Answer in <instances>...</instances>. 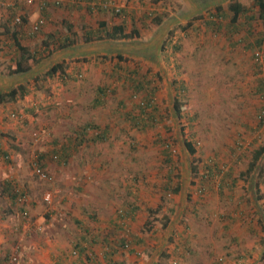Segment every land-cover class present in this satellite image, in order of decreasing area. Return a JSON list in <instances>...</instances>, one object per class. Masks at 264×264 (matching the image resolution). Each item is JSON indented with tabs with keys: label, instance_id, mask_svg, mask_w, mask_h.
Returning a JSON list of instances; mask_svg holds the SVG:
<instances>
[{
	"label": "rangeland",
	"instance_id": "374dc122",
	"mask_svg": "<svg viewBox=\"0 0 264 264\" xmlns=\"http://www.w3.org/2000/svg\"><path fill=\"white\" fill-rule=\"evenodd\" d=\"M86 1H81L78 9L71 10L69 5H49L43 12L40 0L29 5L23 0H0V90L20 81L29 83L27 94L18 97L12 108L10 106L14 113H8L2 120L4 125L7 124L4 129L7 135L1 138L0 144L8 151L6 159L9 161L3 163L4 155L0 152V166L4 168L0 173V224L6 226L10 236L0 234V252L3 247H8L9 257L12 260L13 256L17 257L13 264H31L32 255L38 249L34 237L51 243L53 238L48 233L53 226L63 233L71 234L72 231L71 236L79 232L72 230V217L64 216L61 211L67 204L99 198V202L108 204L113 214L115 208L119 212L123 207L126 184H129L130 189L136 191L137 198L133 199L134 195L128 198L137 202V206L123 229L129 236L138 234L144 246H138L142 257L129 251L127 254H132L134 260L120 257L119 263L125 264L126 260L130 264H174V261L176 264H204L192 259L189 263L188 254L186 259L177 257L179 260L170 259L168 255L176 243L191 235L193 224L202 240H226L227 232L221 235L210 226L226 221L230 216L227 221L234 224L232 235L248 230L254 241L247 244L250 251L244 250L242 257H237V253L226 254L223 264H264V233L261 232L264 228L253 230L254 233L249 231V223L256 218L250 198L256 208L264 207V153L259 168L251 172V181L257 182V187H252L248 176H239V173H247L253 153L264 146V122L260 123L258 116L264 111V92L258 90L260 84L264 85V42L260 48L249 47V42L254 44L255 36L261 34L264 37V23L257 17L254 0H112L120 7L119 13H112L109 9L88 12ZM94 1L97 4L102 2ZM234 2L248 9L245 14L241 13L237 21L239 29L236 30L229 26L232 16L229 5ZM217 5H221L219 17L215 15ZM10 7L16 10L11 21ZM248 15L254 18L247 19ZM20 16L26 19L20 33L21 43L39 48L44 57L33 65L31 72L12 76L9 69L15 63V48L12 37L4 31L5 24L18 26L15 19H21ZM40 17L44 18L45 24L28 34ZM156 17H160V23ZM210 20L222 23L221 27L218 28L217 23L208 25ZM100 21H106L109 26L121 23L126 32L136 29L139 35L130 39L84 43L87 26L97 27ZM65 22L70 23L76 36L72 37L73 45L61 48L59 39L68 32ZM169 36L173 39L170 46L178 43L180 47L174 54H168L172 47L162 54L160 47ZM45 41L49 42V50L44 49ZM100 52L140 55L142 58L138 57V60L143 72L151 68L160 74V78H150V85H157L158 107L173 123L169 133L164 123L139 134L136 130L125 133L123 124L127 120L121 117V113L126 114L147 90H134L133 82L123 84L121 77H111L107 61L95 64L94 58ZM255 53L259 56L256 60ZM84 57L91 61H83ZM61 61L66 64L64 70L68 69L73 77L66 79L59 73L46 74L51 65ZM78 69L81 71L79 75ZM36 74H43L44 80L33 82ZM103 81L115 87V94L103 96L102 103L91 105L96 97L95 88ZM173 98L182 106L181 121L187 127L183 132L177 127L175 121L178 120L172 113L168 114ZM91 120L102 126H111L106 139L84 144L67 164L44 159L48 162L44 168L48 173L46 178L35 173L33 161L37 160V154L48 152L52 141L66 142L65 136L72 128ZM190 125L192 127H188ZM9 131L18 136L16 142L9 136ZM133 135H138L143 142L135 150H130V136ZM169 136L172 137L169 139L172 146L168 152L180 173L181 187L177 191H159L170 167L163 163ZM185 137L193 143V154L186 151ZM78 159L85 161V168L79 173L76 172ZM100 163L106 164L103 168L109 169L111 174L107 173L111 176L93 178L88 175L87 172L96 169ZM216 164L221 172L216 171ZM193 165L197 166V175L192 172ZM208 165L212 166L211 170H207ZM131 172L135 174V180L126 178ZM6 180H11L18 190L26 191L28 202L22 205L27 211L25 216L11 205L8 195L3 194L1 186ZM48 191L52 196L47 201L44 194ZM160 195L165 198L161 199ZM257 195L259 199L255 200ZM158 204L160 208L151 215L149 211ZM149 218L153 219V231L143 232V222ZM166 220L168 226L163 225ZM18 224L20 227L15 229ZM68 239L66 243L70 242ZM204 245L210 248L207 247V251L200 249L201 255L207 253L210 258L220 254V259L223 258L221 254L226 250L219 253L208 243ZM75 250H69L72 259L78 256ZM240 250L236 245L234 252ZM96 259L94 256L89 262L94 264ZM208 261L213 264L210 259ZM85 263L89 264L86 260Z\"/></svg>",
	"mask_w": 264,
	"mask_h": 264
},
{
	"label": "trees",
	"instance_id": "16d2710c",
	"mask_svg": "<svg viewBox=\"0 0 264 264\" xmlns=\"http://www.w3.org/2000/svg\"><path fill=\"white\" fill-rule=\"evenodd\" d=\"M83 1H86V0H83ZM93 1L94 0L86 1L88 2L86 4V7L88 9L87 11L88 12H91L93 10L102 11V8L101 6L97 4V1H94V2ZM89 3H93L95 6H92ZM254 4L257 6L258 19H260L264 23V0H254ZM49 5L60 6V7H65V5H69L71 10L80 8V3H77V2H62V3L56 4L54 2L47 1L45 2V6H42V8H40L41 11L45 12V10L49 7ZM229 9L232 12L229 26L233 27L235 30L239 29V25L237 24V21H239L241 13L245 14V12L248 9L246 10L244 6H242L239 2H234L230 4ZM220 10H221V5H217L215 9L216 11L215 15L217 17L221 16V14L219 13ZM15 11H16L15 8L10 7L9 21H11L15 17V14H16ZM20 17H21V23H19L18 26L14 24L12 25V23H9L8 25L5 24V31H4V32H10V36L12 37V44L15 48L14 49L15 50L14 52L15 63L14 65L10 66V69H9V73L12 76L14 75L18 76L20 74H26L28 72H31L33 70V65L41 61L44 57L43 54H40L39 48L36 49V48H33L32 46L24 45L23 43H21L20 33L24 29V24L26 23V19L24 16L23 17L20 16ZM160 17H156V21L159 23L161 22ZM246 18L249 19V18H254V17L248 15L246 16ZM216 23L217 22H215L214 20H210L208 22V25H215ZM65 24L67 26L66 31L68 32H66L65 35L59 39L60 40L59 46L61 48L69 47L73 45L75 42L72 39V37L73 36L75 37L76 34L74 33V31L70 29L71 28L70 23L65 22ZM189 24L190 23L188 22L187 25ZM217 24H218V28H220L222 25V23H219V22ZM87 27L88 29L85 31V35H84V43H90V42L98 41V40L113 41V40H118V39H130V38H133L139 35V32H137L136 29H132V31L129 33L126 32L124 25L121 23L114 24L113 26H109L106 21H100L97 27L96 26L92 27L91 25ZM27 33L33 34L34 32L33 33L27 32ZM171 35L172 34H170V36ZM170 36L165 40L163 45L160 47V51L162 52V54L164 53L166 54V51L167 49H169V47L170 48L172 47V48L170 49L168 54H171V53L174 54L176 50L179 49L180 47L178 43H174L172 44V46H170L171 41L173 40L172 37L170 38ZM263 42H264V37L260 34V36H255L254 44L249 42V47L253 46V47L260 48ZM48 47H49V42L45 41L44 49L49 50ZM138 57L142 58V56L140 55L127 54V53L125 54L123 52H113L111 54L100 52L96 54L94 60H96L95 64H98L99 62L102 63V62L107 61L106 63H109V67H110L108 68L110 69L108 71L109 75H111V77H117V76L121 77L120 80L123 82V84L131 81L133 82L134 90L139 91L144 88H146L147 90L146 94L142 96V99L139 102L129 107L128 109L129 111L126 112V114L121 113L122 115L121 117H126V120H127L126 123L123 124L126 126L125 133H129L131 130H136L137 134H139L141 132H146L150 129L156 128L157 125L163 124V123H164L165 130L167 131V133H169L172 127L171 124L173 123L171 120L168 119L166 113L164 114L162 110L158 107V98L156 96V86L157 85H153V86L150 85L151 77L156 76L160 78L161 76L158 72L155 73L154 70H152L151 68H147L146 72H143L142 65L139 62ZM258 58H259L258 53H255V60ZM72 60L73 59L66 61V64L70 63ZM83 61L87 62V61H91V59L84 57ZM66 64H64L62 61L56 62L50 66L46 74L52 75L54 73H59L60 76H63V78H66V79L73 77V76H68L69 74L64 70ZM104 72H106L105 69H104ZM77 73L78 75L79 73H81L80 69H78ZM43 76H44L43 74H39V75L36 74L33 78V82L37 83V81L41 79L43 81L44 80ZM260 83H262V81H260ZM28 84H29L28 82L20 81L8 89H1L0 90V105H4V104L6 105L9 103H12L16 101L18 97L25 96L27 92L29 91L28 89L29 86H27ZM181 86L183 87V85ZM34 88L37 89V87H34ZM258 90H260L261 92H264V85L260 84ZM95 92H96V97H94L93 102L91 104L94 106L98 105L99 103H102L103 96H106L109 94L110 95L115 94V87L113 88V86L103 81L96 86ZM171 105H172V109L171 111L168 112V114L172 113L175 120L179 121V122L178 121H175V122L177 123V127H179L178 128L179 131L183 132L185 128L187 127H186V124L181 121L183 117L181 113V109H180L182 108L181 103L177 99L173 98V100L171 101ZM258 116H259L260 123H263L264 118L262 114L258 113ZM188 127H192V125ZM110 128L111 126L109 124H104L102 126V125L97 124L96 121L94 120L86 121L84 124L80 125L79 127L72 128L70 132L65 136L66 142L60 143V142H57V140L52 141L48 152H43V153H39L36 155L37 160L39 162V166L44 169L45 166L48 165V162L45 161L44 159H47V160L50 159V161L58 162V163H60L61 161H64V163L67 164L71 160V158H75L74 152L78 151L79 148H81L84 144L90 143V142L102 141L103 139H106L108 137V134L110 133V130H111ZM138 138H139L138 135L130 136V144H129L130 150H133V149L135 150V148L143 142L142 139H141L142 141L141 142ZM171 138H172L171 136L167 138V141H166L167 150L163 152V155H165V159L163 160V163L170 165V167L168 168V172L164 176V180L162 181L160 186L159 187L157 186L159 191L164 190V189H168V190L174 189V191H177L181 187L180 173L175 167L174 160L172 158L170 151L168 152L169 150L168 148L172 146V143L169 140ZM188 139H189L188 137H185L183 139L184 146L186 147V151L188 153L193 154L195 148L193 146V143ZM263 153H264V146H261L255 153H253V157L250 159L248 163V167L246 169L247 173H245V175L243 173H239L240 177L248 176V181L251 182L252 187H257V182L253 183L251 181V176H252L251 172L259 168V165H261V163L259 162L262 157L261 154ZM78 166L79 167L82 166V162L80 160L78 162ZM215 167L217 169L216 170L217 172H221L217 164ZM206 168L207 170L208 169L211 170L212 166L208 165V167ZM137 171L138 170H136V172L134 173L136 174ZM192 172L195 175L198 174L196 165L192 166ZM260 172H261V169L259 171V174ZM135 174L132 175V172H131L126 178L135 180L136 176L133 177ZM173 180H174V185H172ZM4 184H5L4 186H1V189H2L3 194L8 195L9 200H11V205L12 206L15 205L19 211H25L26 210L25 207L18 205V203H16L15 201L17 197V189L12 184V181L6 180ZM126 188H127L126 189L127 193L125 195L124 206L121 207L118 212L119 217L121 219V221L118 222V226H117L118 229L125 228L126 226L125 223L128 220L132 219L133 213L135 212L136 206H137L136 204L137 202L133 203L128 198V196L134 195L135 197H133V199H136L137 198L136 191L131 190L129 187V184H126ZM250 191L249 193L251 194L252 191L251 192ZM256 191L258 192V189H256ZM20 192H22L23 195H27L25 190L23 191L21 190ZM160 198L164 199L165 195H160ZM257 198H258V195L255 196V200ZM249 202H251L253 204V207L255 208L256 218L253 217L254 219L252 220V223H249V226H250L249 231L251 233H254L253 230L258 229V228L259 229L264 228V207L262 208L259 207V209L256 208L252 197L250 198ZM159 208H160V204H158L157 208L151 209L149 211L150 214L151 215L155 214ZM163 225L168 226V220H166V222ZM19 227L20 225L18 224L15 227V229H18ZM83 228L85 229V226ZM153 228H154L153 219L149 218L147 221L143 222V226L141 227V230L143 232L145 231L151 232L153 231L152 230ZM261 232L264 233V230ZM132 237L136 239L137 241H139L140 239V237L137 235H134ZM120 238H121V243L123 244L124 241H126L127 237L123 235V236H120ZM2 249H3L2 252H0V264H13L15 260H12L9 257L10 248L3 247ZM75 249L79 252L78 253L79 259H77L79 260V262L83 261L82 264H86L84 263V261L86 260L87 263L93 264L89 262L90 260H92L90 256H87L85 254V258H83L82 255L84 254V252L80 251V249L82 248H79V245H75ZM18 251H19V248L17 249V253H19Z\"/></svg>",
	"mask_w": 264,
	"mask_h": 264
},
{
	"label": "crops",
	"instance_id": "0c3cea01",
	"mask_svg": "<svg viewBox=\"0 0 264 264\" xmlns=\"http://www.w3.org/2000/svg\"><path fill=\"white\" fill-rule=\"evenodd\" d=\"M101 1L102 2L98 3L99 6H101L103 2H105L106 0H101ZM101 8H102V12L107 11L109 9L112 11V13H116L113 8H103L102 6ZM5 34L6 35L9 34L10 36V32H5ZM67 71L68 69L66 70V72ZM68 76H72V74ZM13 104L14 102L6 104V105L5 104L0 105V141H1V138H3V136L7 135V134H4V129L7 124L4 125V123H2V120H4L3 118L6 117L5 115H7L8 113H14L12 112V110H10V106L12 108ZM29 111H34V110H28V112ZM9 132H10L9 136L11 137V139L14 142H16L15 139L18 136H16L12 131H9ZM10 145L11 147H15L12 144ZM1 149L2 147L0 144V152H2V155H4V158H2L1 160H3L2 161L3 163H7L9 160H7L6 157L9 156V153L7 150H3V149L1 150ZM79 160L82 162V166L79 167L81 169L78 168V170L76 171L77 173H79L80 170L85 168L83 167L85 164V161L82 159H78L76 160L77 164ZM71 161H72V158H71ZM72 163H74L75 165V161ZM105 165L106 164H103V163L98 164L96 169H93L87 172L89 173L88 175H92L93 178H103V177L111 176L107 173L109 172L108 171L109 169L103 168ZM3 170H4L3 166H0V173L3 172ZM115 177H118V176L116 175ZM98 199L96 200L95 198H93L92 199L93 201L89 200L84 203L79 202V204H73V205L67 204L64 207V209L61 211L64 212L63 213L64 216L72 217V221H71L72 230L73 229L78 230L79 232L74 233L73 234L74 236H71L72 231L70 232L71 234H68L67 232L63 233L61 230H58L56 226L51 227L48 235L53 238L52 242L45 243V242H42L41 238L37 239L36 237H34L33 240L35 243H37L38 249H36L34 254L32 255L33 262H29V261L28 262L31 264H80L81 262L82 264L83 261L79 262V260H76V259H79L78 256H76V259L75 258L72 259L69 253L70 248L71 249L73 248L75 250V247H74L75 245H79V248H82L80 249V251L84 252V254L82 255L83 258H85V254L87 256H90L92 259L94 258V256H97V259L94 262V264H122V263H119L120 257H123L124 259H128V261L129 260L133 261L134 258H131L133 255L127 254V252L129 251L135 252V249L138 250V246L140 245L144 246L141 237L139 241H137L136 239L132 237L135 234L133 235L130 234L129 236V233L126 232L124 229H118L117 228L118 222L121 221L118 211H116V208H115L112 214V209L107 207L108 204H106L105 202L103 203L101 201L99 202ZM228 219H230V216L228 217ZM227 220L219 221L216 224L210 226V228H213L216 231V233H220L221 235L223 232H227L228 237L225 236L226 240L218 239V238L211 239L210 241L202 240V237L199 235V233L197 234L196 226L193 224L191 225L192 226L191 235L189 236L187 235L188 236L187 238L184 237V239L179 241V244L176 243L174 248L171 249V252L168 255V257L170 259L174 258V259L179 260V258L182 259L183 257L186 259L190 256V260L188 261L189 263L191 262V259H192L193 261H201L204 264L206 263L208 264L209 262L208 259H210V261H213V264H223L224 262L222 261L225 260L226 258L225 255L226 254L230 255L231 253H237V257L238 256L242 257L243 256L242 253L244 250L250 251L249 250L250 245H247V244H252L254 240L251 239V235L248 233V230H246L247 232L244 230H241L242 232L241 234L232 235L233 233L232 231L234 229V227L232 226L234 224L232 221H227ZM84 226H85V229L83 228ZM0 229H2L0 230V234L5 235L7 238L10 236V234H7L8 229H6V226L0 224ZM121 231H123V234L120 233ZM123 235L127 237L126 241H128L132 245V249H129L128 251L121 249L122 243H121L120 236H123ZM136 235L139 236L138 234ZM29 236L30 234L28 235V237ZM67 236L70 238L69 243H66V241L68 242L69 240ZM204 243L205 244L208 243L209 246L214 247V250H216V252H219V253L226 250L224 253L221 254V257L223 258L220 259V254L219 256L213 255L210 258L207 253L201 255L200 249H203L205 251L208 250L207 249L208 246L205 247ZM236 245L239 246L241 249L239 252H234ZM197 247H199L198 250L196 249ZM244 254H246V252H244ZM136 255H139V257H142V252ZM128 261L124 260V263L130 264ZM256 261L258 262V258ZM22 264H27V263L23 262ZM149 264H153V263L150 262Z\"/></svg>",
	"mask_w": 264,
	"mask_h": 264
},
{
	"label": "built area",
	"instance_id": "2783aa9c",
	"mask_svg": "<svg viewBox=\"0 0 264 264\" xmlns=\"http://www.w3.org/2000/svg\"><path fill=\"white\" fill-rule=\"evenodd\" d=\"M23 1L29 5V4L33 3L34 0H23ZM47 1H51V2L58 4V3H62V2L81 3V1H83V0H40V8H42V6H45V2H47ZM101 6L103 8H113L116 13H119V11L121 10L120 7L118 5H116L112 0H106L105 2H103V4ZM15 20L18 24L21 22L20 18H16ZM44 24H45L44 18H41V17L38 18L37 21L30 27L31 28L30 33L38 31ZM263 115H264V111H262V116ZM33 169L35 170V173L42 178H46L48 176L47 171L39 166V162L37 160L33 161ZM20 191L21 190L17 189V197H16L15 201H16V203H20L21 204L20 206L26 205L28 202L27 195H23V193ZM198 191L200 192L201 190H198ZM51 196L52 195L49 191L45 192L44 199L48 201L51 199ZM21 213L23 216H25L27 214V211L25 210V211H22ZM37 228L40 229V226H37ZM121 249L128 251L129 249H132V245L128 241H125L121 245ZM75 251L77 253V250H75ZM135 253L139 254L140 252L137 249H135ZM15 259H16V256H14L13 260H15ZM173 263L176 264L175 261Z\"/></svg>",
	"mask_w": 264,
	"mask_h": 264
}]
</instances>
